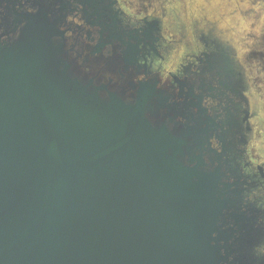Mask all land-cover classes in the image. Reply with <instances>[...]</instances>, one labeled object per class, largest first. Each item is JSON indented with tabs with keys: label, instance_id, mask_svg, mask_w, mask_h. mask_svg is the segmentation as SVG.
<instances>
[{
	"label": "water",
	"instance_id": "1",
	"mask_svg": "<svg viewBox=\"0 0 264 264\" xmlns=\"http://www.w3.org/2000/svg\"><path fill=\"white\" fill-rule=\"evenodd\" d=\"M16 1H5L0 18L9 37L0 44V264H228L229 256L255 264V216L240 211L244 184L208 145L220 129L224 155L234 150L231 112L217 124L202 96L180 101L182 94L133 83L140 35L111 31L104 0H77L84 15L105 22L97 47L82 46L85 65L104 64L91 74L65 51L66 0H29L36 14ZM101 72L122 83H101ZM206 153L220 167L207 171ZM226 165L236 183L221 186Z\"/></svg>",
	"mask_w": 264,
	"mask_h": 264
},
{
	"label": "clouds",
	"instance_id": "2",
	"mask_svg": "<svg viewBox=\"0 0 264 264\" xmlns=\"http://www.w3.org/2000/svg\"><path fill=\"white\" fill-rule=\"evenodd\" d=\"M20 3L24 5L23 11L29 14H36L38 8L31 7L29 0H20ZM68 3L74 9L71 14L65 17V23L60 26L59 31L64 34V39L66 40L65 51L69 53L71 59L75 60L77 65L81 68L83 74H91L94 71H99L103 69L104 64L101 63L99 66L96 64L85 65V57L89 56L87 48L97 47L101 37V29L99 26L93 27L89 25L83 18L84 5L78 3L77 0H68ZM111 6V11L117 15V19L123 28L141 32L143 27H135L136 21L143 20L145 16L152 17L154 15H159V5L163 4L164 8H167L165 0H158V3H154L152 7H149L147 3L144 5L143 11L139 9V0H108ZM226 7L231 8L233 13V19H240L241 24L243 20L241 19L242 12H246L252 16V21L248 24L247 28L249 31H255L257 36L261 34V29H264V0H224ZM59 7V6H57ZM18 10H21L18 6ZM139 12V15L137 13ZM4 13V9L0 8V16ZM223 14V13H222ZM0 19V23H2ZM72 25L75 28L83 29L82 32H74L69 30L68 26ZM253 25H258L253 27ZM20 27H23L21 25ZM220 30L223 29V25L218 26ZM89 33H91V39L89 38ZM19 36V29L17 32L11 36L14 40ZM155 36V33H154ZM9 39L8 36L3 35V28H0V44H3ZM58 39V38H55ZM168 39V37H165ZM214 39H220L218 36ZM223 43V41H220ZM254 43V41H250ZM87 46V48L82 47ZM141 49L144 45L139 46ZM236 52V56L232 57L226 52L227 59V69L231 74V78L239 83L238 95L232 91H225L223 99H216L211 96H205L201 102V107L206 110L209 118L215 119L217 124H221L226 121L228 113L225 111L228 109L231 112L232 117L238 126V135L235 137V147L233 151L224 155V148L218 139V135L221 130L217 129V132L213 134L209 140L208 145L211 150L217 155L222 156L224 161H230V167L233 170L238 169L239 176L241 177V182L244 184V190L241 193V208L240 211L247 213L248 206H254V208L261 213L255 218V227L264 230V201H257L252 198L250 193L264 185V42L254 48H245L243 53H247L249 56V63H241L242 71L237 69L236 61L241 60L242 51L239 47L233 45ZM123 52V49H120ZM79 54V55H78ZM105 59H109L113 55V44H107L102 53ZM255 54V55H253ZM100 55V54H98ZM193 55L198 56L199 59L193 61L194 66L189 70L186 79L194 78L200 75L201 68V58L199 52L193 50ZM96 57H92L95 59ZM145 57L138 58L137 63L140 66L144 65ZM129 71H134L129 69ZM181 71L180 64L172 66V72L179 74ZM103 77L101 83L107 84L111 81L118 87L122 83L118 76L113 75L110 72H101ZM207 76V74H205ZM211 79V77H207ZM149 78L143 73L135 75L133 77V83L140 84L148 81ZM213 88H218L219 85L215 82L212 84ZM158 89H161V85H157ZM187 91V89H185ZM196 95H199V90H194ZM169 93L175 96L179 94V88L173 91L169 88ZM180 102L176 99H169L168 103ZM125 103H133L132 97L129 95L125 99ZM192 113L195 116L197 114V109H192ZM167 124L168 130L172 131L175 127L174 123L165 122ZM176 123L187 124L188 121L183 117H177ZM227 127L223 131H227ZM241 138L243 143H241ZM231 139V137H229ZM199 155V153H197ZM203 160L205 165H207V171H214L216 168L220 167L221 162H217L214 158L210 157L209 154H204ZM185 165L189 167H195V164H188L187 159H185ZM223 172V178L221 180V186L224 184L232 185L236 183V178L228 171V165L221 169ZM250 185H255V187H250ZM231 227V225H229ZM216 234L213 233V238L215 239ZM221 255H224L223 251ZM251 256L256 261V264H264V239H261L258 243L253 245L251 249ZM233 257H228V264H232Z\"/></svg>",
	"mask_w": 264,
	"mask_h": 264
},
{
	"label": "flooded vegetation",
	"instance_id": "3",
	"mask_svg": "<svg viewBox=\"0 0 264 264\" xmlns=\"http://www.w3.org/2000/svg\"><path fill=\"white\" fill-rule=\"evenodd\" d=\"M5 1L6 0H0V8L4 9V13L2 15L5 14L6 7L8 8L9 6L5 3ZM66 1L68 2V0ZM151 1L152 0H139V9L141 11L145 10V3H147L149 7H152L153 5L150 3ZM205 1L207 2V0ZM18 2H20V0H17L15 3ZM166 4H171V0L167 1ZM102 6L107 10L106 14L109 18L107 24H110L114 20V24L111 25L110 28L111 31H130L121 26L120 21L117 19V15L111 11V6L108 3V0H104V2H102ZM15 8L18 9V5H16ZM67 8L70 11L68 14H71V12L74 11L69 3ZM204 8L205 7H198L194 13H191L189 15V21L186 24H183L182 21H177L178 23L176 24L175 22H171L170 17L179 20L177 17L178 13L176 14V11L173 10L174 14L172 15L171 9L168 7L165 9L164 5L160 4L159 15H154L152 17L145 16L143 20H138L135 25H132L144 28L141 32L133 31L136 36L137 34L140 35L139 38L137 36L138 39H141L137 44L138 46L135 45V41L130 42L132 45L136 46V54L134 56L136 61H138V58L141 57L146 58L144 59L143 66H140L137 63V66L135 67V72L137 73L136 75L141 73L145 74L147 78H149L146 82L155 85L156 88L157 85L160 84L161 89L159 90L174 97L176 96L169 93V88L173 91L179 88V94L183 95L179 99L180 101H183L184 96L188 94L191 95L194 102L196 101V97L199 96H202V98L205 96H211L218 99V92L224 94L226 91L224 87H212L213 82L218 84L219 80L224 85L232 84L237 89H239L240 86L238 82L231 78V74L227 69L226 56L222 52H226L232 57H235L236 52L233 47V45H235L236 47H239L243 53V49L248 48L246 41L249 36L244 34L242 31L241 37H238L239 32L234 31L233 28L229 26H226L225 29L222 30L217 27L216 20L225 21L227 16L231 17L233 15L231 8L226 7L225 4L222 8L214 10V13H210L215 15L214 21L207 19L208 14ZM91 13L93 12L89 11L88 15L90 16ZM243 13L246 12H242V14ZM137 15H139V12ZM1 17L2 16H0V18ZM83 18L93 27L99 26L101 23H105L102 18L99 19L93 15L88 17L83 14ZM68 28L74 32L83 31V29L75 28L72 25H69ZM100 29L101 31H104L103 28L100 27ZM232 32L236 36L231 34ZM142 34L143 37L141 36ZM88 35L91 39V33ZM217 36L220 39H214V37ZM165 37H168V39H165ZM234 38H237V42L233 41ZM221 40L223 43L220 42ZM141 44L144 45L143 49L139 47ZM193 50L199 52L200 56H203L200 61V75L195 76L194 78H191L190 76L189 79H186L189 70L194 66L193 61L199 59L198 56L193 55ZM178 63L181 66V71L179 74H175L172 72V66ZM241 63H249V56L247 53H243L241 60L236 61V67L240 71H242ZM221 68L222 70H220ZM218 71L221 75H223L220 79L217 75ZM205 74H207V76ZM207 77H211V79ZM185 89H187V91H185ZM195 89L199 90V95H196L194 91ZM190 113L193 115L192 109ZM204 115L208 117L206 110ZM213 120L216 122L215 119ZM250 187H255V185H250ZM250 195L257 201H264V185L254 189ZM248 209L253 210V216H255L253 227L257 229L258 243L261 239H264V230L255 227V218L258 215H261V213H259L254 206L251 205L248 206ZM250 260H254V258L252 257ZM254 262L256 264L255 260Z\"/></svg>",
	"mask_w": 264,
	"mask_h": 264
},
{
	"label": "rangeland",
	"instance_id": "4",
	"mask_svg": "<svg viewBox=\"0 0 264 264\" xmlns=\"http://www.w3.org/2000/svg\"><path fill=\"white\" fill-rule=\"evenodd\" d=\"M167 1L170 0H165V3ZM150 3L153 5L154 3H158V0H152ZM223 5L224 0H207V2L205 0H171V4H168L167 7L172 10V15L174 14L173 10L176 11V14L178 13L177 17L179 18V20L170 17L171 22H175L177 24V21H182L183 24H186L189 21V15L191 13H194V11L198 9V7H205L204 9L208 14L207 19L210 21H214L215 15L210 13H214V10L222 8ZM241 19L244 22L243 24H241L240 19H233V15L231 17L227 16L225 21L216 20V23L217 27L222 24L223 29H225L226 26L232 27L234 31L239 32L238 37H241L243 31L244 34L249 36L248 40L246 41V45L248 48H254L260 45L261 42H264V29H261V34L257 36L255 31H249L247 28L248 24H250L252 21V16L248 13H243ZM257 26L258 25H253L254 28ZM231 34L234 33L232 32ZM233 41L237 42V38H234ZM250 41H254V43H250Z\"/></svg>",
	"mask_w": 264,
	"mask_h": 264
}]
</instances>
